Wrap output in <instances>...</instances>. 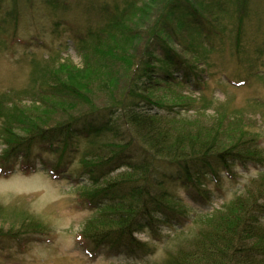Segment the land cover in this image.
Listing matches in <instances>:
<instances>
[{"label":"trees","instance_id":"1","mask_svg":"<svg viewBox=\"0 0 264 264\" xmlns=\"http://www.w3.org/2000/svg\"><path fill=\"white\" fill-rule=\"evenodd\" d=\"M152 1L146 3L153 16L145 30L127 26V18L137 14L131 0L129 10L113 17L97 38L93 32L85 36V40L100 43L105 34L101 43L107 41L105 46L98 47L102 51L98 63L101 88L84 93L81 81L69 83V78L52 77L41 84L40 107L49 104L47 96L55 98V107L47 105L38 113L35 108L0 101V118L15 116L25 133L17 137L19 141L4 136L0 172L16 170L14 158L21 161L23 171L37 172L34 151L39 147L40 152L57 156L56 163H42L43 170L56 179L64 172L60 164L68 154L78 156L80 169L88 177L81 185L83 197L95 212L82 230V245L93 254L105 251L108 257L139 260L154 255L155 250L137 237L138 232L146 228L159 231L163 223L188 211L177 185L204 199L208 182L220 181L223 171L231 177L237 163H258L263 167L261 176L204 221L203 230L190 245L179 246L161 261L132 264H264V151L260 139L252 136L242 141L246 130L236 129L240 137L235 143L223 141L215 126L192 124L182 112L185 104L178 102L179 97H170L176 87L192 80L199 89L205 82L181 55V49L185 54L194 52L182 37L191 31L214 34L204 13L217 6L216 1ZM121 38L137 42L136 57L122 53L117 40ZM110 41L112 46L107 48ZM119 63L121 74L115 77L120 82L113 87L111 76L118 72ZM3 129L13 136L10 128ZM80 141H86V147Z\"/></svg>","mask_w":264,"mask_h":264},{"label":"rangeland","instance_id":"2","mask_svg":"<svg viewBox=\"0 0 264 264\" xmlns=\"http://www.w3.org/2000/svg\"><path fill=\"white\" fill-rule=\"evenodd\" d=\"M134 1L137 14L127 18V26L133 31L145 30L151 21L149 16H153L146 3L153 1ZM214 1L217 6L204 13L214 34L198 35L191 31L182 37L194 52L185 54L181 49V55L205 80L200 86L202 90L192 80L184 87H176L170 97H179L178 102L185 104L182 112L192 124L215 126L221 139L232 143L240 137L234 133L236 129L246 130L242 141L256 136L264 151V0ZM131 4V0H0L1 104L35 108L38 113L47 105L55 107V98L50 96L49 104L40 107L43 94L39 89L45 79L52 77L69 78V83L81 81L84 93L101 88L98 63L102 51L98 47L105 46L107 41L101 44L105 34L100 43L85 39L92 32L97 38L99 31L107 28L113 17H122ZM122 39H117L122 53L136 57L140 49L137 42ZM111 46L110 41L107 48ZM121 66L119 63L118 72L111 76L113 87L120 82L115 76L121 74ZM5 116L0 118V155L5 150L6 136L19 141L17 137L25 134L15 116ZM5 126L13 136L4 134ZM80 144L86 147L87 143ZM35 152L37 172L23 171L17 158L13 159L16 170L0 172V264L161 261L179 246L190 245L203 230V222L224 209L247 183L261 176L263 169L258 163H237L233 176L223 171L220 181L208 182V196L204 199L189 195L177 185L188 211L169 224L163 223L159 231L140 230L137 237L149 242L155 254L136 260L122 255L108 257L105 251L93 254L90 247L82 245V230L95 212L83 197L81 185L88 177L80 169L79 157L68 154L60 164L62 176L55 179L43 170L42 163H56L57 156L42 153L39 147H35Z\"/></svg>","mask_w":264,"mask_h":264}]
</instances>
